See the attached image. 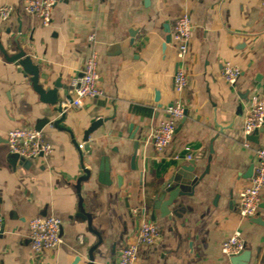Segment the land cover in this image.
Segmentation results:
<instances>
[{
	"label": "crops",
	"instance_id": "obj_1",
	"mask_svg": "<svg viewBox=\"0 0 264 264\" xmlns=\"http://www.w3.org/2000/svg\"><path fill=\"white\" fill-rule=\"evenodd\" d=\"M22 1L0 0V6L16 8L0 19L7 53L16 52L18 36L39 68V82L67 84L58 93L72 99L71 79L80 74L90 50L87 36L94 34L102 94L84 98L78 108L64 101L63 129L43 125L50 156L26 168L9 165L7 131L34 128L49 106L32 89L30 76L0 52V264H88V250L98 241L94 232L102 242L92 252L93 264H116L118 250L132 242L142 220H150L153 187L189 160L195 161L197 174L207 171L191 194L173 202L170 220L155 211L159 239L141 248L139 264H229L220 244L236 229L251 252L248 264H264V191L253 216L241 218L237 211L239 193L252 177L246 175L251 163L254 167L255 150L264 144V130L257 132V141L243 134L252 97L264 90V0H149L147 5L144 0H57L47 26L25 14ZM183 12L192 29L182 63L174 43L164 45V39ZM225 62L241 70L232 85L221 75ZM181 65L188 74L181 93L186 115L170 144L157 153L148 136L175 98L172 76ZM98 118L101 125L88 137L91 149L81 152L83 132ZM104 156L109 184L98 179ZM83 166L90 174L77 191ZM79 196L91 230L86 219L76 217ZM36 215L61 221L59 245L37 254L27 228Z\"/></svg>",
	"mask_w": 264,
	"mask_h": 264
},
{
	"label": "built area",
	"instance_id": "obj_2",
	"mask_svg": "<svg viewBox=\"0 0 264 264\" xmlns=\"http://www.w3.org/2000/svg\"><path fill=\"white\" fill-rule=\"evenodd\" d=\"M57 0H23L21 10L25 14L35 15L42 25L50 23L52 11ZM16 12L10 4L0 6V19L4 20ZM191 20L188 13L177 16L171 26L170 40L174 43L176 57L184 62L188 52L191 36ZM90 44L89 53L78 76L71 79L72 107H81L84 98H93L102 94L99 87L98 52L93 46L94 34L87 36ZM237 66L225 62L222 67V78L230 85L240 76ZM188 85V74L184 66H178L172 76V87L175 98L166 109V117L161 120L149 133L148 139L153 149L163 152L170 144L178 121L183 117L184 106L181 93ZM264 128V90L255 91L252 97V107L243 123V134H251L254 130ZM5 144L10 154L30 161L47 158L52 153V146L44 139L41 129L33 127H15L6 133ZM187 158H190L187 156ZM264 191V144L255 150V164L249 183L242 188L237 202L238 215L248 218L255 214L258 208L260 194ZM61 221L53 215H36L27 222L30 248L33 253L53 249L61 242ZM1 232V217H0ZM158 226L150 220H142L129 244L118 250L116 264H139L141 248L155 244L159 239ZM245 248L241 232L236 229L220 244V252L225 258L237 255Z\"/></svg>",
	"mask_w": 264,
	"mask_h": 264
},
{
	"label": "water",
	"instance_id": "obj_3",
	"mask_svg": "<svg viewBox=\"0 0 264 264\" xmlns=\"http://www.w3.org/2000/svg\"><path fill=\"white\" fill-rule=\"evenodd\" d=\"M149 3V0H144V4L147 5ZM18 32H20V28H18ZM130 34V41H133L134 37V30L129 32ZM18 36L14 39V46L16 49V52L13 54H8L5 50L1 40H0V52L3 55V57L9 61V62H15L17 65H19L22 68V72L26 75L30 76V81L32 85V89L39 95L40 101H42L44 104L49 106L47 116L43 118L42 120H39V122L34 126L35 129H41L43 125L50 123L56 128L63 129L62 127H59V123L63 120L65 116V112L62 108V103L64 101H67L68 103L71 102V98L69 95L65 94L63 96H60L58 93L59 88L62 90H67L69 87L67 84H61L58 80L51 83V87L43 86L39 82V68L37 64L33 63L30 56L26 54L25 50L22 49L17 41ZM170 41V35L167 31V35L164 39V45L169 43ZM158 99V93H156L155 100ZM171 104V103H170ZM54 115H58L57 118H54L51 120V117H54ZM186 115V111L184 110L183 116ZM103 119H96L88 126V128L83 132L82 139H81V152L87 153L91 149L90 142L88 140L89 135L99 126L101 125ZM264 128H259L253 131V133L246 136L249 140L257 141L256 134L258 131H263ZM75 146L78 148V144L74 142ZM138 142L136 140L134 144V152L131 156V164L130 169L132 171L136 170L135 165V155L137 151ZM9 165L14 166L16 163L23 166V167H29L31 164L30 160L24 159L22 157H19L17 154H10L6 158ZM82 170L84 172V176L79 177L76 180V190L79 191L80 184L83 180L89 177L90 171L86 169L84 166L82 167ZM109 162L108 158L105 156L100 159L99 165H98V176L99 181L104 184H109L110 180L109 177ZM207 171V168H205L204 172L202 174L196 173V163L194 160H189L186 164H181L167 179V181L158 187H153L154 194L152 196L151 202L149 204V209L151 211L150 214V220L154 221L156 219L155 211L159 212L160 218H167L168 220L171 219L172 215L175 214V208L172 206L173 202L176 201L178 197L186 196L191 194L193 186H195L203 177L205 172ZM253 172V163L250 164L247 177H250ZM117 181H121V178L118 176ZM139 183L142 184V174H139ZM82 198L79 196V203H78V213L76 215L77 218L86 219L88 223L89 230H91V216L87 212H85L82 204ZM173 207V208H172ZM259 222V220H256ZM97 237L98 241L88 250V264H93V250L99 246L102 242L101 237L97 232H94ZM251 252L248 248H244L240 253L237 255L230 256L228 258L229 264H248L250 260ZM79 257H76L75 261L79 260Z\"/></svg>",
	"mask_w": 264,
	"mask_h": 264
}]
</instances>
